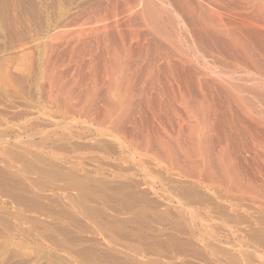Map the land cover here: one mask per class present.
<instances>
[{"label": "rangeland", "instance_id": "374dc122", "mask_svg": "<svg viewBox=\"0 0 264 264\" xmlns=\"http://www.w3.org/2000/svg\"><path fill=\"white\" fill-rule=\"evenodd\" d=\"M0 37V165L27 169V187L37 155L133 184V201L104 206L129 220L111 231L124 244L98 240L119 264H148L137 249L160 264H264V0H0ZM16 192L0 189V264H113L85 259L89 232Z\"/></svg>", "mask_w": 264, "mask_h": 264}, {"label": "bare ground", "instance_id": "6f19581e", "mask_svg": "<svg viewBox=\"0 0 264 264\" xmlns=\"http://www.w3.org/2000/svg\"><path fill=\"white\" fill-rule=\"evenodd\" d=\"M58 33L61 34V31L60 30H56L55 32H53L50 35V39L51 38H56L57 36L59 37ZM166 57H167V55H166ZM5 84H6V82H5ZM32 116H33V114H32ZM32 116L30 118H33ZM4 123H5V121H4ZM8 125H11V124H8ZM65 130H66V128H65ZM42 133H43L42 134V136H43L44 132H42ZM3 135H4L3 132H0V143H2V141H4ZM4 137H7V136H4ZM19 139L22 140L20 137H19ZM19 139H18V141H19ZM14 140L13 141L17 144V142H16L17 140L16 139H14ZM46 140L47 139L45 137H42L37 142V144L38 145H42ZM111 140H112V138H111ZM23 146H24V143L22 144V147ZM10 149H12V148H10ZM18 149H19V147H18ZM25 149H27V148H25ZM37 150H38V147H37ZM263 154H264V152H263ZM20 155L25 156L26 153H24V154L22 153ZM11 156H14V155H11ZM29 158H31V157H29ZM4 159H5L4 164L0 165V166H2V167H0V189H3L4 187H7V188H9V190H11V192H16V190H17L16 193L18 195H22L23 193H25L26 196H24V197L30 198V199L33 200L32 203L34 204V209H35L36 213H38L40 216L43 215L44 218H46V219L53 220V221H64L66 223L67 227L63 228L62 231L69 232L72 229H74L76 231H81L83 233L84 232H89V234L91 235V238L85 239V240H83V239L76 240V243H77L76 245L81 247L80 255L84 256L85 259H88L89 261H101V262L102 261H110L113 264H119L118 261L114 260L111 257L110 252L101 250L98 240L102 239L103 240V244H105L111 252H113V253L116 252L117 253V251L119 249L118 246L123 243L122 242V238L118 237L117 235H112L111 236V231L115 228V226L118 227L117 228V230H118L123 221L125 223L126 222L129 223V220H127L125 218L124 219L122 218L123 220H122V222H120V221H117L111 215L107 216V214L105 212V209H104V206L113 204L112 202H115L117 205H119L120 202L121 203H130L131 201H133L135 199V195L133 193H130L131 195L127 196L125 193H123L121 191L123 188L124 189L129 188L131 190V188L134 187L133 184H131V183L129 184L127 182L125 184V183L122 182V183H118V184H113L112 185V184L104 182L103 180L90 178L88 175H81L84 172H78V170H76L74 167H72V165L71 166H67L66 165V163L73 164L72 161L71 162L67 161L68 159H66V157L65 158H63V157L62 158H60V157L55 158L57 160V162H54V161L47 162L48 160L45 161L44 159H42L41 155H37L34 158L30 159V161H29L30 166L28 168V172L29 171L34 172L36 174V176H35V178L33 180H31V184L29 183L30 187H27L23 183H21L22 181L20 182V176L23 175V173L26 172L27 169L24 170L23 169L24 167H23L22 168L23 170H20V169L19 170H15L14 166L12 165V163H10L8 158H4ZM21 171H23V173ZM12 189H13V191H12ZM70 191H74V193L70 194ZM17 194L14 195L15 198H11V201L14 202V203L16 201L12 200V199H16V200L20 201L19 200L20 196H18ZM251 200H253V198H251ZM17 202H16V204H17ZM256 202H258V201H256ZM17 208H19V207H17ZM18 210H20V209H18ZM115 211H116V213H118L117 208H116ZM16 216L18 217L19 214L17 213ZM81 219L85 221V225H80L79 224V220H81ZM34 222H35L36 225L40 224L37 220H35ZM260 230H259V232H260ZM44 231H47L48 233H54L55 232V228L53 226L45 225L44 226ZM190 233H191V231H190ZM132 234L135 235V237L140 242L143 241V240H146L148 243H154L156 241V237H155L154 234L146 233L145 235H140L137 232H132ZM34 235H36V238L38 239V241L46 240V236L43 234L42 231H36L34 233ZM168 241H169V244L171 243V247L172 246H177V245H184L185 243L189 242L187 240L185 243L181 244L183 241L182 242L180 241V244L178 242H177L178 244H176L170 237H168ZM65 243H67V242H65ZM191 244L194 245V241ZM225 248L226 247L224 246V249ZM181 249H182V247H181ZM227 249H225V250H227ZM162 251H163V249H162ZM162 251L160 249H157L156 252L152 251L151 253L152 254H161ZM210 251H211L210 254L213 253L212 249ZM222 251H223V248H222ZM136 252L137 253L139 252L138 254H140L142 256V259L144 257H146L145 259L147 260L148 264H160L161 263V262L158 261L159 259L157 260V258H156L158 256H156V257H147V255H145V252L143 250H140V249H137ZM196 252L199 253V251H196ZM227 252L229 253V251H227ZM127 253L129 254V252H127ZM215 253H216V251H215ZM228 253L226 255H228ZM162 256H164V255H162ZM84 257H83V259H84ZM215 257H216V255H215ZM224 258H225V256H224ZM213 259H215V258H213ZM221 259H219L218 261L220 262ZM227 259L229 260L230 258H227ZM231 259H233V258H231ZM233 260H235V259H233ZM207 262H208V260H207ZM235 262H237V264H238V261H235ZM245 262H246V260H245ZM260 262H261V260H260ZM262 262H264V261H262ZM107 263H109V262H107ZM231 264H232V261H231ZM246 264H247V262H246Z\"/></svg>", "mask_w": 264, "mask_h": 264}]
</instances>
